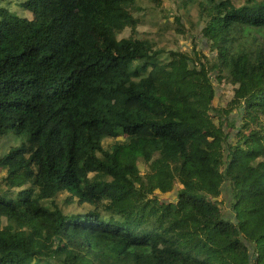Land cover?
<instances>
[{"label":"trees","instance_id":"obj_1","mask_svg":"<svg viewBox=\"0 0 264 264\" xmlns=\"http://www.w3.org/2000/svg\"><path fill=\"white\" fill-rule=\"evenodd\" d=\"M160 2L0 7V264H264V0Z\"/></svg>","mask_w":264,"mask_h":264},{"label":"rangeland","instance_id":"obj_2","mask_svg":"<svg viewBox=\"0 0 264 264\" xmlns=\"http://www.w3.org/2000/svg\"><path fill=\"white\" fill-rule=\"evenodd\" d=\"M19 1L20 0H0V7L1 6H5L8 7L11 11H15L18 14H23L26 15L27 17H30V12L28 11H24L20 5H19ZM160 3H163V6L167 7H171L174 8V4L175 0H161ZM159 22L163 23L166 28L168 30H173L175 29L178 25L176 24V22H174V16L171 14V12H166L163 13L162 15L159 16L158 18ZM185 25H188V21L187 23H185ZM146 28H149V23H143L142 25L138 26L137 31L139 33H142ZM181 40V39H180ZM183 43L187 44V42L183 40H181ZM189 45V43H188ZM222 88L219 89L217 91V95L214 98L213 104L216 106V108H219V105H224L228 100H230L232 98V93L233 91L228 90V87L225 86H221ZM124 136H122L121 138H123ZM6 141H4L2 144H4ZM0 174H3V171L0 170ZM224 196H227L226 191H224ZM227 198V197H225ZM74 206L76 205H72V209L74 208Z\"/></svg>","mask_w":264,"mask_h":264}]
</instances>
